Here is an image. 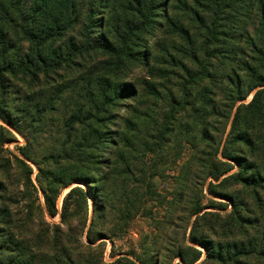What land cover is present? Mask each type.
Here are the masks:
<instances>
[{
    "label": "trees",
    "instance_id": "16d2710c",
    "mask_svg": "<svg viewBox=\"0 0 264 264\" xmlns=\"http://www.w3.org/2000/svg\"><path fill=\"white\" fill-rule=\"evenodd\" d=\"M12 1L0 3V72L4 77L5 72L16 75L22 87L17 82H1L0 119L26 136L27 143L19 147L23 158L13 155V161H7L8 169L1 168V172L8 181L13 166L23 175L26 193L21 197L30 201L25 205L30 213L24 217L13 214L7 205L13 191L0 174V264H87L83 253H75L77 249L58 236L52 238L49 228L44 235L33 229L31 213L42 211V206L36 205L38 197L33 193L36 187L27 160L35 162L42 176H47L48 182L39 180V184L52 217L58 213L56 200L60 191L79 182L69 189L62 205V221L71 229L72 220L80 222L82 211H88L89 197L84 187L100 180L97 158L108 142L106 134L118 124L114 110L120 106L123 93L135 98L139 95L127 82L125 73L138 62H150L144 58L147 36L163 30L158 19L162 14L192 46L186 52L189 58L201 63L206 57L196 72L195 84L204 91V96H200L203 105L214 104L211 110H200L196 118L201 130L190 132L193 152L184 171L199 168L201 175L218 181L210 182L209 192L232 201L225 222L218 212L203 211L204 206H197L191 213L203 211L196 216L190 235L193 243L206 248V257L199 264H264V0H194L195 7L187 0H122L121 7L109 5V0ZM172 2L176 3L175 9L185 5L192 12L195 28L201 31L197 34L199 40L169 16ZM8 25L15 26L21 41H9ZM155 67L151 65L150 76L153 71L163 73ZM37 82L49 87L51 94L36 100L31 91ZM142 85L146 91L142 97H160L152 81L145 78ZM246 87L248 94L259 88L250 102L238 107L220 157L222 140L216 141L209 130V117L228 119V113L217 106L233 107L236 100L246 98ZM217 91L224 94L225 102ZM15 94L21 99L20 105ZM50 113L54 118L52 123L46 119V124L51 138L54 133L60 138L54 139L61 147L56 145L40 156L31 152L32 140L22 124L29 120L32 126ZM15 114H22L23 119ZM35 115H41L38 121ZM173 119L176 121V115ZM132 125L133 120L128 118L125 133ZM0 130L1 142L14 137L8 127L0 125ZM86 158L89 161L85 165ZM50 163L53 170L45 172V164ZM78 168L88 169L89 173L84 169L83 176L68 175V180H64L68 172ZM93 173L96 177H92ZM229 186L239 187L229 193ZM207 206L225 208L226 203L211 198ZM92 226L93 223L89 229ZM202 230L205 234L225 235L228 240L216 244L209 237L200 236ZM202 252L187 244L179 248L176 256L181 264H195ZM125 260L121 257L107 264H122Z\"/></svg>",
    "mask_w": 264,
    "mask_h": 264
},
{
    "label": "rangeland",
    "instance_id": "374dc122",
    "mask_svg": "<svg viewBox=\"0 0 264 264\" xmlns=\"http://www.w3.org/2000/svg\"><path fill=\"white\" fill-rule=\"evenodd\" d=\"M193 1L187 0L190 5L195 7ZM10 2L14 1L0 0L1 4ZM108 4L121 7L122 0H109ZM175 5V2L171 3L173 9H170L169 16L178 26L187 29L194 38L199 40L197 34L201 31L195 28L197 24L191 19L192 12L187 10L185 5L182 6V9H175ZM108 14L109 12L106 11V18ZM162 16L158 19L159 26L162 25L161 29L163 30H158L147 36L148 50L147 56L144 55V58L150 62H138L136 66L125 73L127 82L139 95L135 98L131 93H123L120 106L114 110L117 113L118 124L106 134L108 142L103 147L104 151L99 152L97 158L100 163H98L99 168L96 173L97 179L100 180L93 181L87 188L81 185L88 191L89 207L88 211L85 206L82 207V209L85 208V211H82L81 221L72 220L71 229L66 222L62 221V205L69 189L79 182H73L60 191L56 200L58 213L52 217L48 212L39 184V180L47 183V176H42L35 162L27 160L32 169L31 180L36 187V190L33 191L34 196L38 197L36 205L40 203L42 206V211L37 210L34 211V214L31 213L35 221L33 229L44 235L49 228L52 238L58 236L72 249H77L74 251L75 253H83L87 264H107L121 257H126L122 264H131L130 261L136 264H144V262L181 264L176 253L180 247L187 244L194 245L203 251L201 259L196 262L199 264L205 259L207 252L206 248L196 245L190 240L196 216L203 211H215L225 218L222 221L225 222L227 212L232 210V201L216 197L209 192L210 182L217 183L218 181L201 175L198 171L199 168L194 167L193 171H184V165L193 152L191 141L188 139L190 132L195 134L201 130L196 118L201 114L200 110H211L214 104L203 105L200 96H204V91L201 86L195 84L196 72L200 71V65L206 61V57L203 56L201 63L189 58L186 52L191 51L192 46L185 38L181 37L179 30L166 22L163 14ZM102 17L105 18V16ZM1 26L2 20L0 19ZM102 29L107 31V28ZM7 33L9 41L22 40L21 37L18 40V30L15 26L11 27ZM23 40L26 39L23 38ZM0 49H2L1 44ZM2 60L3 56L0 54V66ZM151 65H155V69H162L163 73L153 71L150 76ZM5 73L8 78L2 76L0 72V84L4 81L16 85L17 82V86L22 87L21 81L16 75ZM145 78L155 84L160 93L159 98L151 94L141 96V93L145 91L143 89L145 87L142 85ZM7 79L10 82H7ZM30 84L31 82L28 85ZM26 88L30 90L27 85ZM48 88L37 82L31 92L34 93L35 99L39 100L40 97L46 98L51 94V90ZM256 89L248 94L246 87L243 93V95L246 94V98L236 100L234 105L231 104L233 107L217 106L219 110L228 113V119L218 118L214 115L209 117V130L216 141L222 140L220 157L238 107L242 103L250 102ZM18 90V88L15 89L16 92ZM1 93L0 87V99ZM15 95L17 97V94ZM218 95L225 102L222 99L224 94L217 91ZM235 96L236 94L233 97L235 98ZM210 98L214 99L213 96ZM176 99L180 103H177ZM16 100H18V105L22 103L20 98L17 97ZM45 103L46 100L42 105ZM15 115L22 118V114ZM174 115H176V121L173 119ZM35 116L37 121L41 117V115ZM53 118V114L50 113L48 116L40 118L39 122L33 123L32 126L30 125L32 121L23 122L22 127L32 140V147H30L32 153L41 156L55 148L56 145L61 147L60 143L56 142L60 138L55 136V133L51 138L50 127L46 124V119L52 123ZM128 118L133 120V125L129 132L125 133V123ZM56 122L57 119H55ZM0 125L8 127L14 134L11 140L0 141V174L5 181L7 179L2 174L1 168L8 169L7 161L9 159L13 161V155L23 158L19 147L25 146L27 139L20 131L11 128L2 119H0ZM85 160L86 165L89 159ZM235 165L238 167L236 163ZM44 169L45 172L51 171L53 165L45 164ZM84 169H74L71 174L68 172L64 180H68V175L83 176ZM85 171L89 173L88 169ZM10 172L11 179L6 183L13 193L7 205L13 214L24 217L25 214L30 213L25 206L30 201L21 197L26 193L25 178L14 166ZM96 173H93L92 177H96ZM239 186L233 188L229 186V193L234 192ZM211 198L215 201L225 202V208L208 207ZM197 206H204L203 211L191 214ZM86 217L88 219L86 227H84ZM91 223L93 226L89 229ZM202 223L201 221L200 224ZM221 234L226 233L221 232ZM199 235L209 237L216 244L228 240L225 235L205 234L203 230ZM230 239L233 240L234 236Z\"/></svg>",
    "mask_w": 264,
    "mask_h": 264
},
{
    "label": "bare ground",
    "instance_id": "6f19581e",
    "mask_svg": "<svg viewBox=\"0 0 264 264\" xmlns=\"http://www.w3.org/2000/svg\"><path fill=\"white\" fill-rule=\"evenodd\" d=\"M82 185H84V184H82ZM85 186V185H84Z\"/></svg>",
    "mask_w": 264,
    "mask_h": 264
}]
</instances>
